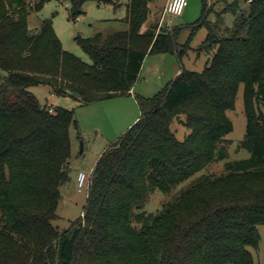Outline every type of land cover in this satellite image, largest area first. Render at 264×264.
<instances>
[{
    "label": "trees",
    "instance_id": "trees-1",
    "mask_svg": "<svg viewBox=\"0 0 264 264\" xmlns=\"http://www.w3.org/2000/svg\"><path fill=\"white\" fill-rule=\"evenodd\" d=\"M51 1L68 5L72 22L88 3L124 7L127 29L83 39L85 63L63 50L50 19L30 28L31 15ZM154 1L0 0V264H253L249 249L258 248L264 226V0L244 10L224 0L213 24L203 0L192 29L207 30L197 50L210 56L204 70L182 69L140 100L139 119L92 170L83 216L64 232L52 224L70 180L69 128L77 123L73 111L42 106L28 89L46 85L81 105L129 95L147 56L177 54L175 30L141 31ZM227 14L233 23L221 30ZM240 86L242 146L251 157L199 178L147 215L149 192H169L225 158L222 144L233 130L227 113ZM181 116L182 142L170 130Z\"/></svg>",
    "mask_w": 264,
    "mask_h": 264
},
{
    "label": "rangeland",
    "instance_id": "rangeland-1",
    "mask_svg": "<svg viewBox=\"0 0 264 264\" xmlns=\"http://www.w3.org/2000/svg\"><path fill=\"white\" fill-rule=\"evenodd\" d=\"M38 0H33L35 3ZM206 0L207 14L206 22L213 24L215 15L226 7L224 0ZM230 3L231 0H226ZM238 8H248L247 0H236ZM166 0H156L150 5V14L146 28L155 26L154 33L159 35L163 32V26L159 24L162 9ZM208 2V3H207ZM203 0H187V6L181 17H164V22L170 24L175 33L177 54L172 53L165 56L150 55L145 58L139 80L134 84L135 93L133 97L118 96L103 101L81 105L73 97L65 95L52 96V89L46 85L33 86L28 89L30 94L42 106L48 108H64L74 112L76 127L71 125L69 137L71 142V159L68 164L70 181L61 189L53 226L59 232L67 231L70 226L83 216L88 190L78 192L76 178L78 173L89 174L93 170L100 156L123 135L130 127H127L129 118L133 113L140 112V100L151 98L161 91L166 84L174 79L176 71L182 69L200 73L204 70L210 56L204 51H197L205 40L207 30L205 27L192 29L202 14ZM126 11L124 7L113 9L111 6L102 5L98 7L94 3H88L83 9L78 21L68 20V11L65 6L56 2H47L44 8L36 15H31L30 28H37L40 19H50L54 33L64 51L90 63L89 57L82 51L80 42L83 39L92 38L97 33H111L124 31L127 24L124 22ZM221 30L231 26L233 15L227 14L223 17ZM166 32V30H164ZM188 44V46H187ZM164 57V58H163ZM243 86L239 87L235 109L228 112L227 117L231 121L233 130L225 137L222 144L225 158L215 160L203 170L192 174L188 179L181 181L171 188L169 192L155 189L149 192L142 211L147 215L159 214L166 203L173 201L192 182L201 177L219 175L224 172L228 163L247 160L251 157L250 151L242 146L246 132V117L243 109ZM184 117L172 120L170 130L180 142L188 135V130L183 126ZM134 124V123H133ZM92 176L90 177V182ZM139 228L141 223L133 222ZM260 236L258 248L249 249L252 255L253 264H264V226L257 227Z\"/></svg>",
    "mask_w": 264,
    "mask_h": 264
},
{
    "label": "built area",
    "instance_id": "built-area-1",
    "mask_svg": "<svg viewBox=\"0 0 264 264\" xmlns=\"http://www.w3.org/2000/svg\"><path fill=\"white\" fill-rule=\"evenodd\" d=\"M253 0H248V3H251ZM187 6V0H166L161 14V19L159 24L163 25L164 17L176 18L180 17L183 14L184 9ZM65 8H68V5H65ZM78 21V18L76 19ZM92 172L89 174L80 172L77 175L76 183L78 192L87 191L89 192L91 182L90 177Z\"/></svg>",
    "mask_w": 264,
    "mask_h": 264
},
{
    "label": "crops",
    "instance_id": "crops-1",
    "mask_svg": "<svg viewBox=\"0 0 264 264\" xmlns=\"http://www.w3.org/2000/svg\"><path fill=\"white\" fill-rule=\"evenodd\" d=\"M209 1H210V0H209ZM209 1H208V2H209ZM208 2H207V3H208ZM98 7H100V6H98ZM183 13H184V12H183ZM181 16H183V14H182ZM181 16H180V17H181ZM125 17H126V16H125ZM149 17L151 18V17H153V16L150 14ZM124 19H125V18H124ZM145 26H146V25H145ZM145 26L141 29V31H143V30L145 29ZM162 26H163V27H162L163 30H166V32H168V33H171V32L173 31V30L171 29L172 27H170V24L165 23L164 21H163V25H162ZM192 26H193V25H192ZM175 31H176V30H175ZM176 32H177V31H176ZM157 55L165 56V55H168V54H157ZM163 58H164V57H163ZM144 61H145V59H144ZM144 61H143V62H144ZM142 65H143V64H142ZM179 73H180V71L178 70V71H176L175 74H173V75L176 77V76H178ZM175 77H174V79H175ZM174 79H173V80H174ZM173 80H172V81H173ZM170 82H171V81H170ZM170 82H169V83H170ZM169 83H168V84H169ZM166 85H167V84H166ZM166 85H165V86H166ZM134 93H135V87L133 86L132 89H131V91L129 92V94H130L129 97H130V98L133 97ZM52 96H53V95H52ZM139 117H140V112H139L138 115H137V113L134 112L133 115L129 118V122H128L126 128H127V127H130L131 125H133V123H135V122L139 119ZM121 136H122V135H121ZM118 138H119V137H118ZM91 172H92V171H90L89 173H91ZM76 179H77V178H76ZM69 181H70V180H69Z\"/></svg>",
    "mask_w": 264,
    "mask_h": 264
},
{
    "label": "water",
    "instance_id": "water-1",
    "mask_svg": "<svg viewBox=\"0 0 264 264\" xmlns=\"http://www.w3.org/2000/svg\"><path fill=\"white\" fill-rule=\"evenodd\" d=\"M61 199V198H60Z\"/></svg>",
    "mask_w": 264,
    "mask_h": 264
}]
</instances>
